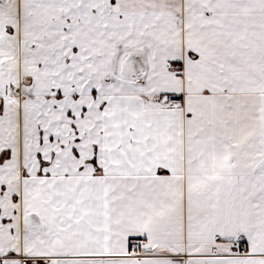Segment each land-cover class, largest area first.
<instances>
[{
    "label": "snow or ice",
    "instance_id": "snow-or-ice-1",
    "mask_svg": "<svg viewBox=\"0 0 264 264\" xmlns=\"http://www.w3.org/2000/svg\"><path fill=\"white\" fill-rule=\"evenodd\" d=\"M0 264H264V0H0Z\"/></svg>",
    "mask_w": 264,
    "mask_h": 264
}]
</instances>
